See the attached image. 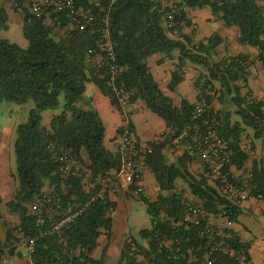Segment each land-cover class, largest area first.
Listing matches in <instances>:
<instances>
[{"label":"trees","instance_id":"trees-1","mask_svg":"<svg viewBox=\"0 0 264 264\" xmlns=\"http://www.w3.org/2000/svg\"><path fill=\"white\" fill-rule=\"evenodd\" d=\"M76 4L91 9L95 22L84 30L73 28L65 37L57 35L43 18L24 9L23 33L29 41V47L24 49L1 35L9 26V15L0 3V103L24 102L29 98L36 103L29 121L19 126L15 142L17 169L13 178L17 188L7 207L21 217L15 229L20 235L16 240L34 241L33 264H104V255L95 258L93 252L103 233L111 237V213L116 204L108 195L92 200L97 189H85L84 175L63 178L61 163L52 157L50 147L68 153L82 166H86L82 155L85 150L92 180L112 178V172L120 170L119 153L105 145L106 127L98 111L77 106L87 84L93 82L127 118V125L118 130L119 134L126 129L134 133L129 114L110 83L109 65L92 62L98 54L105 56L101 44L109 41L115 63L121 69L114 86L130 92L131 103L142 99L167 127L160 141L149 144L152 152L146 161L157 179L160 194L152 202L140 193L152 220L151 228L140 232L146 245L132 238L118 264H201L211 244L209 236L201 234L209 217H225L235 223L243 208L224 193L208 170L200 175L190 170L192 156L187 150L173 162L164 154L165 148L185 134L195 105L184 99L180 107L176 106L160 88L148 58L161 53L164 61L178 50L183 59L205 65L207 75L196 85L201 99L209 104L212 98L206 92L217 96L222 108L217 112L210 108L208 116L231 155L227 168L234 165L241 170L250 158L242 145L247 130L253 129L254 137L264 140V100L251 98L250 92L242 94L251 67L249 57L239 54L216 59L223 40L219 34L194 42L182 29L191 25L187 8L209 7L227 26L240 27L239 43L259 50L258 60L264 69V0H180L176 7L163 6L157 0H76ZM67 24L62 23V28ZM180 80L175 72L170 88L174 89ZM62 93L66 94L64 110L47 128L42 114L58 108ZM234 116L240 119H233ZM1 135L0 128V139ZM179 179L198 201L188 199L183 190H178ZM247 185L250 195L264 198V156L254 160ZM47 187L51 189L49 194L61 195L63 208L73 206L75 216L64 229L63 241L51 232L53 218L45 213L40 217L29 210V204L47 194ZM189 203L203 209L205 216L200 225L184 220ZM223 232L227 235L224 246L229 250L217 253L216 264H254L250 243L243 242L232 229ZM11 236L8 231L7 239Z\"/></svg>","mask_w":264,"mask_h":264},{"label":"crops","instance_id":"crops-1","mask_svg":"<svg viewBox=\"0 0 264 264\" xmlns=\"http://www.w3.org/2000/svg\"><path fill=\"white\" fill-rule=\"evenodd\" d=\"M95 1V0H93ZM163 6L176 7L180 0H157ZM9 15L10 21H18L23 23L24 10L17 7L14 0H0ZM263 4V3H261ZM25 10H28L26 8ZM188 19L191 25H184L182 32L188 35L194 42L206 41L214 34H219L223 39L217 48L216 59H223L228 56L244 54L249 57L251 62L250 71L247 82L242 88V94L250 92L251 98L264 100V69L261 62L258 60L259 50L252 46H243L239 43L240 27L237 25L227 26L220 15H216L209 7L204 8H187ZM53 31L62 37H65L67 32L72 27H57L51 20L46 21ZM164 55L156 53L148 58V64L151 71L157 80L163 92L172 98L174 104L181 106L184 99L196 105L201 99V92L196 85V80L202 72H199L194 66L187 67L186 59H183L180 52L175 50L170 58L162 61ZM102 59L100 54L96 55L92 62L98 64ZM177 72L181 77L180 82L174 89L170 88L174 73ZM199 74V75H198ZM211 94V93H209ZM210 108L216 112L222 108L216 97H212ZM77 106L86 110L94 108L98 111L100 117L105 123V145L108 149L118 153L120 142V134L118 130L126 127L127 118L112 104L111 99L105 95L95 83L89 82L86 86L85 94L77 101ZM129 114V120L134 126V136L143 146H149L151 142L160 141L163 134L167 131L165 121L155 112L147 108L142 99H137L135 102L124 107ZM59 110H47L43 112V125L50 128L52 119L59 115ZM240 119L234 116L233 119ZM249 143V149L246 148V143ZM243 148L249 154V160L245 167L241 170L234 165L230 166L231 173L239 178L242 182L247 183L250 173L253 168L254 160H258L264 156V140L254 137V130L249 128L242 142ZM164 154L174 153V157L169 159L173 162L176 157L186 153L184 140H176L168 148L164 149ZM14 150L11 145L7 144L4 136L0 139V264H33L31 252L25 242L16 240L20 237L16 232V228L21 223V217L18 214L10 212L7 203L12 201L17 188V183L13 178L16 172V165H13L12 155ZM83 158L86 167L90 164L87 152L83 150ZM16 162V161H15ZM190 170L195 174H206V167L198 159L192 157L189 165ZM112 180H116L115 185L107 192L110 201L116 204V209L111 213L113 217V229L111 237L102 234L98 240V246L93 252L95 258L104 255V264H118L121 254L127 245L131 242L134 236L130 235L128 226L129 210L128 205L131 199H135V186L131 185L128 189H120V183L116 172H112ZM142 186V193L150 201L157 200L160 189L157 179L148 166L144 167L142 179L139 183ZM178 190H183L184 195L192 200L198 199L188 191L186 184L177 183ZM51 192L50 188H46V193ZM140 198V195H139ZM141 199V198H140ZM240 206L243 208V214L239 221L230 223L225 217H209V223L224 230L232 229L243 242L250 243L249 253L254 264H264V198L255 197L246 194L244 197L237 199ZM33 205L29 204L30 213H33ZM45 214L51 217V212L45 208ZM11 232V238L7 239V232ZM137 239V238H136ZM139 241V239H137ZM142 243V242H140ZM146 245V241L143 243Z\"/></svg>","mask_w":264,"mask_h":264},{"label":"built area","instance_id":"built-area-1","mask_svg":"<svg viewBox=\"0 0 264 264\" xmlns=\"http://www.w3.org/2000/svg\"><path fill=\"white\" fill-rule=\"evenodd\" d=\"M14 3L23 10L28 8L29 12L39 18H43L45 22L51 20L60 28H62V23L65 21L68 23L65 27L78 28L80 30H84L87 25L95 22L96 16L93 11L77 6L76 0H14ZM101 49L105 52V56L102 57L101 61L109 65L110 83H112L122 106H128L131 104L132 94L130 92H123L114 86V80L121 69L115 63L116 58L113 47L109 41H106L101 44ZM209 110L210 104L205 99L200 100L194 106L191 113V124L179 140H184L188 153L201 161L210 176L220 183L224 193L237 200L249 194L250 191L247 183L235 177L227 168L231 163V155L225 143L216 133L214 121L208 116ZM50 151L52 157L61 163L60 171L63 178L71 175H83V166L78 164L68 153L64 151L58 152L53 146L50 147ZM151 152L152 148L141 145L134 136V133L128 129L120 134L118 153L121 159V168L116 172V177L120 181L119 186L128 189L133 185L137 194L140 195L142 193L143 189L139 183L142 179L144 167L147 166V157ZM91 182L92 185L88 191L97 189L92 197V200H94L95 198H105L109 189L115 185L116 180L98 177ZM260 198L262 197L260 196ZM32 205L33 213L40 217L45 213V208L49 209L52 214L51 218H53L51 232L60 236L61 241H63L64 229L75 216L73 206L70 204L66 209L63 208L62 197L57 193L46 194L33 202ZM203 216H205V213L199 205L193 203L187 205L184 216L185 221L200 225ZM201 234L208 235L211 239L208 253L201 264H216L217 253L225 250L228 252L229 250L224 246V239L227 235L223 230L218 229L210 223L201 229ZM216 238H219L220 241H216ZM22 242L25 241L22 240ZM25 244L32 253L34 251V241H30V243L25 242Z\"/></svg>","mask_w":264,"mask_h":264},{"label":"rangeland","instance_id":"rangeland-1","mask_svg":"<svg viewBox=\"0 0 264 264\" xmlns=\"http://www.w3.org/2000/svg\"><path fill=\"white\" fill-rule=\"evenodd\" d=\"M4 38L9 40L10 42L17 44L21 48L27 49L29 47V41L26 39L23 33V23L18 21H10L7 30L3 31L1 34ZM187 67L196 68L199 72H202L201 75L197 77L198 81L200 79L203 82V77L207 75V70L204 64L193 62L190 59H186ZM199 89V88H198ZM200 90V89H199ZM201 91V90H200ZM211 91H207L206 94L211 97ZM217 98V96H216ZM66 103V94L62 93L59 98L58 108L55 110H59L61 113L64 110V106ZM35 101L31 98L27 99L24 102L3 100L0 103V128H1V137L4 136L7 144L11 145V148L14 150V154L12 155L13 165H16V155H15V142L18 136V128L20 125L25 124L29 121L30 113L35 108ZM250 144L246 143V148L249 149ZM169 159L174 157V153L167 154ZM84 168V186L85 189L88 190L91 188L92 179L89 176V171L86 166ZM177 183L183 185L185 184L181 179L177 181ZM187 187V185H186ZM124 190L125 188L119 187ZM126 190V189H125ZM189 191V189H188ZM137 198H133L130 200L128 205L129 217H128V226L130 229V235L139 239L140 242L143 243V239H141L140 232L143 229L151 228L152 220L150 214L148 212L147 205L143 200L139 198V194H136Z\"/></svg>","mask_w":264,"mask_h":264}]
</instances>
